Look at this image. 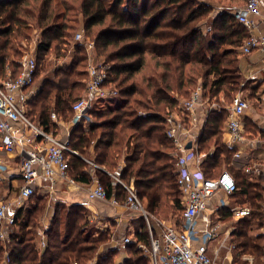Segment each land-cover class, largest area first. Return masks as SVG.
Returning <instances> with one entry per match:
<instances>
[{"label":"trees","instance_id":"trees-1","mask_svg":"<svg viewBox=\"0 0 264 264\" xmlns=\"http://www.w3.org/2000/svg\"><path fill=\"white\" fill-rule=\"evenodd\" d=\"M218 4L214 0H0V77L19 75L26 51L22 43L38 29L37 63L43 62L45 74L37 94L28 100V112L47 130L57 132L60 120L73 122L69 143L81 156L68 153L70 175L84 184L96 178L109 197L122 200L125 188L113 175L125 180L135 176L147 210L160 221L173 219L175 227L183 229L185 204L177 183L175 146L166 133L167 117L180 113L182 100L199 85L205 97L228 103L245 88L240 62L248 33L234 16L235 7L221 9ZM214 8L219 9L211 14ZM80 29L94 40V53L110 63L107 85L118 95L109 102L96 98L88 114L74 122L73 105L86 93L89 78L87 44L74 41ZM59 57L71 60L56 65ZM53 112L58 120L52 118ZM88 115L96 121L85 126ZM227 115L225 107L210 111L199 148L205 153L202 167L207 176L232 170L238 187L230 202L251 208V215L238 219L240 228L231 233L233 262L243 263L245 254L260 260L264 253V236L250 233L264 226V186L256 179L264 178V172L252 176L233 162L234 149L223 141ZM82 156L104 169L92 167ZM29 200L18 208L5 240L0 239V264L115 263L120 249L105 243L111 239V229L95 228L82 203L69 204L62 211L59 249L49 245L39 250L48 197L36 192ZM221 214L223 221L234 218L231 206H224ZM133 223L135 238L125 244L130 255L121 264H151L149 253L139 246H150L146 222L138 215ZM154 223L159 233L162 225Z\"/></svg>","mask_w":264,"mask_h":264},{"label":"built area","instance_id":"built-area-1","mask_svg":"<svg viewBox=\"0 0 264 264\" xmlns=\"http://www.w3.org/2000/svg\"><path fill=\"white\" fill-rule=\"evenodd\" d=\"M234 16L248 33L241 52L264 54V0H246L243 6L234 9ZM77 38L82 39L81 32L77 33ZM88 49H93L92 43H88ZM33 54L24 55L22 70L17 77H0V166L16 156L22 180L19 192L0 200L2 240L7 236V230L16 223L18 208L37 192L44 179L53 183L61 180L72 185L78 184L69 172L68 153L81 156L69 143V130L73 122L64 124L65 129L56 133L54 130H47L29 115L27 102L29 96L35 94L34 83L38 68L37 58ZM88 75L86 93L73 105L79 118L88 114L96 98L106 99L118 95L117 89L107 85L108 72L103 64H90ZM223 107L228 111L229 140L225 146L234 149L233 160L236 163L243 161L238 165L251 175L264 172V162L256 163L253 159H246L242 149L237 148L246 139L243 118L250 107L249 100L238 93L231 103L226 104L224 99L219 101L205 97L204 89L199 85L190 97L182 100L181 112L169 115L166 120V133L175 146L177 183L185 204L183 229H178L174 224L160 222L147 210L139 196L135 176L125 180L112 174L125 188L126 196L123 200L116 196L109 197L105 186L98 179L88 188L89 201H105L143 216L149 232L150 246H139L147 249L151 264H225L224 260L223 263L219 261V255L224 249H228L229 258L232 260L230 254L235 245L227 244L231 239L230 230H225L219 244L211 250L212 242L219 239L224 229L221 209L231 206L234 218L240 219L250 216L251 208L230 202L231 195L238 187L231 171L226 169L218 176H207L202 167L205 153L199 148L200 133L210 111ZM52 118L58 120L56 112L52 113ZM189 142L192 143L190 148ZM82 158L94 167L104 169L94 161L83 156ZM90 220L93 221L91 217ZM155 221L162 225L160 233L156 231ZM51 229V224L47 222L40 227L37 241L39 250L43 251L49 246L48 233ZM132 240L126 236L123 242ZM120 244L115 243V248H119ZM7 255L8 253L4 263ZM243 259L244 262L240 264H264V253L258 263L252 255L243 256ZM71 264L81 263L74 260ZM87 264H94V261Z\"/></svg>","mask_w":264,"mask_h":264},{"label":"crops","instance_id":"crops-1","mask_svg":"<svg viewBox=\"0 0 264 264\" xmlns=\"http://www.w3.org/2000/svg\"><path fill=\"white\" fill-rule=\"evenodd\" d=\"M240 66L244 75L245 84H250L246 86L243 92L249 91L247 96L252 101V105L246 110L243 118L244 128H245V141L238 146L243 151V155L246 159H253L256 163L264 162V54L260 52H253L251 54H243L241 52V62ZM40 87L35 88V94L30 95L28 100H30ZM23 97V96H22ZM226 102V101H225ZM28 108V102H27ZM62 121V122H61ZM73 124V123H72ZM61 127L60 130L65 129L63 120L59 121ZM72 125H70L71 127ZM86 126V124H85ZM228 129V119L225 122V131L223 136L224 144L229 140ZM234 163H236L233 160ZM243 163V161H240ZM236 166L240 168L238 164ZM0 167V182L8 180V186H4L5 196L9 198L15 195L17 187L21 186L22 180L19 175V160L16 156L9 158L8 162ZM94 167L92 164H90ZM258 174H253L252 176H257ZM18 178V184L15 181ZM96 178H93L91 184H84L78 182L76 185L63 182L61 180L56 182H51L44 179L41 186L37 189V194L45 195L48 197V204L45 213L41 217V226L44 223L51 224V231L49 234V245H51L55 250L59 249L61 244V223L60 217L65 206L73 203H82L88 209L89 218L91 217L93 221H98L102 224V229H111L113 241L109 243L115 248V243L120 244L119 249L122 252L125 249V244L123 242L126 235H134L135 226L133 223V217H138V214L125 209L122 206H114L105 201H89L87 198L88 188L95 182ZM15 181V183H14ZM5 198V197H4ZM5 198V199H6ZM126 213V214H124ZM128 213V214H127ZM133 215L130 218V215ZM57 228V230H56ZM60 228V230H59ZM159 233L162 231L160 227ZM56 231V232H55ZM39 240V238H38ZM37 240V241H38ZM219 239L215 240L211 244V250L218 244ZM216 243V244H215ZM118 249V248H117ZM119 253V254H120ZM118 259L122 260L124 257ZM226 256V255H225ZM232 259V254H230ZM117 261V260H116ZM228 261V262H227ZM123 262V261H122ZM224 262L227 264H232L233 259L230 260L229 254L224 258ZM225 263V264H226ZM121 264V262L119 263Z\"/></svg>","mask_w":264,"mask_h":264},{"label":"rangeland","instance_id":"rangeland-1","mask_svg":"<svg viewBox=\"0 0 264 264\" xmlns=\"http://www.w3.org/2000/svg\"><path fill=\"white\" fill-rule=\"evenodd\" d=\"M214 2L216 3V4H218V2H219V4L218 5H220L219 6V8H234L235 7V9H238L239 7H241V4H242V0H214ZM219 8H214L213 9V11L211 12V14H213V12H215L217 9H219ZM209 16H211V15H209ZM210 17H207L206 19H205V22L207 23L210 19H209ZM78 32H81L82 33V39L81 40H79L78 38H77V33ZM78 32H76L75 33V36H74V41H79V42H81V41H84L86 44H87V47H86V49H87V52H88V55H89V61H88V66L90 65V64H103L106 68H108V66L107 65H109L110 63L106 60L107 58H105L103 55H101V56H99V55H96V53H94V48H95V44H94V40L90 37V36H86L85 35V33H84V30L83 29H80V30H78ZM33 36H32V39L31 40H29V41H22L21 43L22 44H24V49L26 50H24L25 51V53H24V55L26 54V53H34L33 55H35L36 56V58H37V48H36V46H37V43L40 41V31L38 30V29H36V30H34L33 31ZM88 43H92L93 44V49H88ZM38 60V59H37ZM70 60H71V58H69V57H59V58H57V60H56V65H63V64H65V63H68V62H70ZM42 61L40 62V61H38V64H39V69H38V72H37V77H36V80H35V83H34V87L35 88H38L41 84H42V82H43V77H44V70L42 69ZM114 85V84H113ZM241 85H245V87L247 86H249L250 84H248V83H246L245 84V82H244V80H242V83H241ZM115 86V85H114ZM248 92L249 91H246V92H243V90L241 89L238 93H240L243 97H245V98H247L248 100H249V102H250V105H252V101L248 98V96H247V94H248ZM238 93H236V94H238ZM108 100H110V98H106V102H109ZM226 104H228V102L226 101ZM94 121H96V118L92 115V116H89L88 115V117H87V121H86V126H89V124H91V122H94ZM64 122V124H67V125H69V123H70V121H67V120H65V121H63ZM73 126V125H72ZM61 127H59V129H58V131L56 132V133H60L61 132ZM69 131H71V127H70V130ZM70 135V134H69ZM62 136H64V135H62ZM93 152V151H92ZM86 157V156H85ZM87 158H89V157H87ZM87 161V160H86ZM5 164V163H4ZM2 166H4V165H2ZM2 166H0V167H2ZM232 166H235V165H232L231 164V168H232ZM236 167V166H235ZM237 168V167H236ZM229 171H232V170H229ZM232 174H233V172H232ZM256 179L260 182V184H262V186H264V178H262V179H259V177L257 176L256 177ZM255 180V179H254ZM16 182H17V184H18V178H16V180H15ZM15 181H14V183H15ZM240 181V180H239ZM8 180H6V181H4V182H0V200H2V199H5L6 198V196H5V190H4V186H6L7 184H8ZM8 186V185H7ZM19 190H20V186L19 187H17L16 188V192H19ZM5 197V198H4ZM7 199V198H6ZM30 201V200H29ZM27 203V202H26ZM26 203H24V204H26ZM244 206H249V205H244ZM124 214H126V213H124ZM128 214V213H127ZM130 215V214H129ZM132 216L133 215H130V218H132ZM157 217V216H156ZM137 217H133V219H136ZM158 218V217H157ZM159 219V218H158ZM160 220V219H159ZM91 221V220H90ZM162 221V220H161ZM160 221V222H161ZM93 224H94V226H95V228H98V229H102V224H100L98 221H91ZM159 221H158V223L161 225V223H160ZM165 222V224H174V220L173 219H169V220H166V221H164ZM238 219H235V218H229V219H226L225 221H224V229H222V231H221V233H220V237H219V241H218V244H219V242H220V240L222 239V237L224 236V233H225V230H230V232L232 233V232H234L235 230H237V229H239L240 228V226L238 225ZM56 230H57V228H56ZM59 230H60V228H59ZM56 232V231H55ZM250 233L251 234H253V235H258V234H261V235H263L264 236V226H256L252 231H250ZM126 236H128V237H130V238H132V239H134L135 237H134V235H130V234H128V235H126ZM61 237H62V234H61ZM264 238V237H263ZM113 241V239H112V236H111V239L109 240V241H106L105 243L107 244L108 242L109 243H111ZM262 243L264 244V239L262 240ZM216 244V243H215ZM217 244V245H218ZM227 244H233L232 243V240L230 239L229 241H227ZM216 245V246H217ZM102 248V247H101ZM143 248V247H142ZM144 250H145V252H147L146 250V248L144 247L143 248ZM121 251V250H120ZM148 253V252H147ZM229 254V251H228V249H224L221 253H220V255H219V261L221 262V263H223V260H224V258L227 256ZM233 254V253H232ZM122 255H124L123 257V259L122 260H119L118 261V259L120 258V257H122ZM130 255V253H129V251H127L126 249H123L122 250V252L115 258V263L114 264H119L120 262L122 263V261H124V259L125 258H127L128 256ZM226 255V256H225ZM246 255H251V254H245L244 256H246ZM253 256V255H252ZM255 258V257H254ZM117 260V261H116ZM241 260L242 261H244V259H242L241 258ZM255 260H256V262L258 263V262H260L261 260H262V257H261V259L260 260H258L257 258H255ZM228 262V261H227ZM226 263V262H225ZM227 264V263H226ZM229 264V263H228ZM232 264H240V262H237V263H235V262H233Z\"/></svg>","mask_w":264,"mask_h":264},{"label":"water","instance_id":"water-1","mask_svg":"<svg viewBox=\"0 0 264 264\" xmlns=\"http://www.w3.org/2000/svg\"><path fill=\"white\" fill-rule=\"evenodd\" d=\"M79 120V116H76L75 119H74V122H77ZM192 147V143L189 142L188 144V148Z\"/></svg>","mask_w":264,"mask_h":264}]
</instances>
